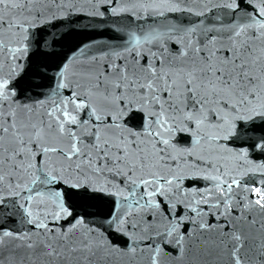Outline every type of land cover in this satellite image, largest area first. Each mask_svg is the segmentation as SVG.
I'll return each mask as SVG.
<instances>
[{"label": "snow or ice", "instance_id": "obj_1", "mask_svg": "<svg viewBox=\"0 0 264 264\" xmlns=\"http://www.w3.org/2000/svg\"><path fill=\"white\" fill-rule=\"evenodd\" d=\"M0 264H264V0H0Z\"/></svg>", "mask_w": 264, "mask_h": 264}, {"label": "water", "instance_id": "obj_2", "mask_svg": "<svg viewBox=\"0 0 264 264\" xmlns=\"http://www.w3.org/2000/svg\"><path fill=\"white\" fill-rule=\"evenodd\" d=\"M175 15L185 22L196 19L184 13H176ZM113 19L119 18L106 15L103 19H93L83 14H77L64 19H55L46 24L43 29H37L40 37L48 43L42 52L30 56L31 69H26V74H22L20 79L21 90L32 88L33 91H39V89L33 88L35 83H50V77L55 74L59 65L66 58L72 57L74 53L78 56L79 53L76 50L82 45H88L90 42H95L98 45L107 43L115 35L110 24ZM45 65L49 79L42 81L40 74L43 73V66ZM256 155L259 156L260 154L257 153ZM91 203L96 205L88 209L91 212L106 213L108 211V206L103 203Z\"/></svg>", "mask_w": 264, "mask_h": 264}]
</instances>
